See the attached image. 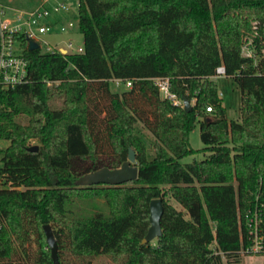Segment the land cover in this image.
Masks as SVG:
<instances>
[{"label":"trees","instance_id":"1","mask_svg":"<svg viewBox=\"0 0 264 264\" xmlns=\"http://www.w3.org/2000/svg\"><path fill=\"white\" fill-rule=\"evenodd\" d=\"M77 10L80 53L29 50L16 36L28 76L0 90V264H53L46 223L58 264H241L255 207L264 232V0H79ZM244 36L256 59L242 55ZM220 65L240 90V121L227 119L210 79ZM153 77L191 110L161 97ZM112 79L130 87L113 92ZM137 122L154 137L150 157ZM196 122L209 154L181 163L197 151ZM129 148L137 178L76 183L118 167ZM153 198L162 234L141 244Z\"/></svg>","mask_w":264,"mask_h":264},{"label":"built area","instance_id":"2","mask_svg":"<svg viewBox=\"0 0 264 264\" xmlns=\"http://www.w3.org/2000/svg\"><path fill=\"white\" fill-rule=\"evenodd\" d=\"M79 0L74 5L78 8ZM72 0H42L36 6L26 10L15 9L0 3V90L13 88L16 84L27 81V60L22 54L23 45L16 36L21 35L28 40H34L42 52L80 53L82 46H73L72 40H66V46L51 45L42 38L46 32L66 31L73 27L71 20L67 22L48 21L52 14H61L73 11ZM244 51V52H243ZM241 53L244 56L254 57L253 45L250 40L243 43ZM225 74L222 65L215 69L217 75ZM120 80V79H118ZM153 83L158 87L160 96L170 99L175 104H182L175 95L169 92V80L167 77H153ZM130 86V81L124 82ZM210 110V107H206ZM249 244L241 247L240 253L258 254L264 253V232L261 229V217L257 207L246 215L245 219Z\"/></svg>","mask_w":264,"mask_h":264},{"label":"rangeland","instance_id":"3","mask_svg":"<svg viewBox=\"0 0 264 264\" xmlns=\"http://www.w3.org/2000/svg\"><path fill=\"white\" fill-rule=\"evenodd\" d=\"M42 0H0V3L6 4L10 7H13L15 9L20 10H26L33 6L38 5L41 3ZM75 0H72V6L74 7L73 11L65 12L61 14H52L48 21H55L59 19L61 22H67L71 20L73 22V27L70 29H67L66 31H56V33L53 32H46L42 35V38L49 42L51 45L56 44L57 46H66L65 41L66 40H72L73 46H82L83 44V36L82 33L78 29L77 24V8L74 5ZM255 21H251V30L247 32L248 36L255 35ZM247 36V37H248ZM246 36L243 37V42H246L250 38H247ZM244 52V51H243ZM254 59L257 58V55L254 54ZM210 79H213L214 82L217 85V92L219 97L221 98L222 105L225 107L226 110V116L228 120H241V94L239 88L234 83L233 79L229 76L223 75H217L215 77H211ZM51 83H48L50 85ZM130 86H126L125 83L122 80L118 79H112L110 81V89L113 92H121L122 90L128 89ZM191 104H193V100L190 101ZM54 105L58 107L60 105V101L55 100ZM103 115V114H102ZM17 120L23 124L27 123V116L26 115H19L17 117ZM135 132L144 140L147 148V154L148 156H152L153 154V141L154 137L153 135L145 128L140 122H137L135 124ZM8 140L0 139V148H3L8 145ZM189 143L190 146L197 150L195 153L185 156L182 159H180L181 163H187L191 162L194 159H202L205 156L209 154L208 151H203L202 148H204V143L201 141L200 138V130H199V124L198 122L195 123L194 128L191 130L189 134ZM30 144H37L35 140H30ZM170 203L176 207L179 210H183V208L172 198L170 199ZM152 243L155 242V240L151 241ZM35 248L34 244H28V251L29 255L31 254V250ZM30 260V257L26 256L24 258V263H28ZM109 263V260L106 257L103 258H93L92 264H107ZM241 264H263L262 263V257L258 254H244L241 255Z\"/></svg>","mask_w":264,"mask_h":264},{"label":"water","instance_id":"4","mask_svg":"<svg viewBox=\"0 0 264 264\" xmlns=\"http://www.w3.org/2000/svg\"><path fill=\"white\" fill-rule=\"evenodd\" d=\"M38 44L34 40H28V49H37ZM182 106L185 111H190L193 104L186 97L182 98ZM29 150H37V145L28 147ZM135 152L133 149H128L126 160L118 167L108 168L101 167L83 174L76 183L81 186H90L94 184H109L116 185L137 178L138 168L135 164ZM163 213V203L161 198H153L149 202V227L146 234L141 239V244H146L154 238L162 234L160 219ZM43 231L47 245L50 249V256L53 264H58L57 243L53 233V229L49 223L43 225Z\"/></svg>","mask_w":264,"mask_h":264},{"label":"crops","instance_id":"5","mask_svg":"<svg viewBox=\"0 0 264 264\" xmlns=\"http://www.w3.org/2000/svg\"><path fill=\"white\" fill-rule=\"evenodd\" d=\"M55 21H57V23L61 22L59 19H57V20H55ZM261 257H262V256H261Z\"/></svg>","mask_w":264,"mask_h":264}]
</instances>
